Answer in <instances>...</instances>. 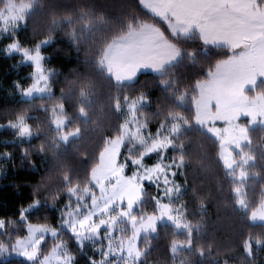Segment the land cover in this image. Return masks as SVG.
I'll return each instance as SVG.
<instances>
[{"label": "trees", "instance_id": "1", "mask_svg": "<svg viewBox=\"0 0 264 264\" xmlns=\"http://www.w3.org/2000/svg\"><path fill=\"white\" fill-rule=\"evenodd\" d=\"M7 1L0 0V10ZM15 1L34 2L14 39L25 49L48 41L41 52L53 93L32 100L20 98L18 89L32 84L33 66L22 63L19 55H7L0 44V124L24 120L34 134L31 140L20 141L11 131L0 132V217L7 220L0 243L8 244L10 237L24 234L19 214L25 205L29 209L38 202L26 215L28 223L58 225L71 191L91 185L106 146L122 136V108L128 101L147 97L139 113L151 131L174 117L188 125L176 139L173 157L184 164L185 190L180 199L192 228L181 232L170 224H159L153 235L139 243L141 263L262 264L264 223H253L251 215L264 199V127L250 129L244 147L253 158L241 182L248 205L245 211L236 195L241 185L220 159V142L195 123L193 99L198 84L231 52L205 43L197 33L174 36L142 0ZM145 24L158 28L180 57L161 73H142L134 82L118 83L101 66L104 53L115 40ZM259 87L264 92V82ZM58 107L69 119L65 131L79 133L67 144L60 141L54 126ZM242 123L249 126L248 120ZM156 199V189L145 184L140 212L135 214H156ZM60 238L68 243L74 264H89V256L70 233L63 232ZM55 243L48 240L41 254H48ZM249 244L252 256L247 253ZM0 264L33 263L10 258Z\"/></svg>", "mask_w": 264, "mask_h": 264}, {"label": "rangeland", "instance_id": "2", "mask_svg": "<svg viewBox=\"0 0 264 264\" xmlns=\"http://www.w3.org/2000/svg\"><path fill=\"white\" fill-rule=\"evenodd\" d=\"M142 3L168 26L174 36L187 37L197 33L205 43L227 48L231 52L230 57L220 62L207 80L198 84V94L193 101L196 125L220 142V159L241 185L248 176V166L253 163V158L244 150L249 143V130L264 127V92L263 87H259L260 82H264V49L256 48L253 51L249 46L250 41H241L242 47L233 46L222 25L236 16L235 6L230 5L225 9L229 13L228 17L221 16L216 11L220 0H142ZM33 8L34 2L8 0L0 10V44H4L6 54L19 55L22 63L33 66L31 86L44 78L43 83L37 84V87L27 88L30 91L18 89L19 97L24 100L50 96L53 93L49 85V72L45 67L46 57L41 52L48 41L27 49V53H21L20 44L14 39L15 33L25 26L26 16ZM209 23L221 26L211 31L206 27ZM237 31L243 34L245 30ZM13 44L16 45L15 48L12 47ZM37 51L42 55V72L35 70L34 61L29 58L30 54ZM179 57L180 51L158 28L145 24L115 40L106 49L101 66L118 83H131L142 73H161L166 67L175 64ZM147 103V97L127 102L122 108V136L106 146L98 167L92 172L91 185L86 189H74L70 193L72 214L64 208L55 233L52 231L53 227L35 233V241L44 237L41 251L48 240L56 241L53 249L46 255L41 254L32 261H27L19 254L17 247L20 238L27 240L31 236V232L24 231L16 239L10 237L8 244L0 243V260L21 258L33 264H42L43 256H48L51 264H60L55 259L59 254L71 257L68 264H74L68 243L60 238L61 233L68 232L85 254L97 257V264H101L105 251L108 252V258L103 264H142L143 252L139 249V243L144 236L153 235L159 224H170L181 232L191 231L185 204L180 199L185 190L181 182L184 164L173 157V152L177 149L176 139L188 125L183 118L174 117L162 124L157 131H151L139 113L140 108ZM243 120H248V127L242 123ZM68 121L65 110L62 107L56 108L54 126L60 131V141L65 144L79 136L78 132L65 131ZM22 124L27 125L24 120L0 124V132L8 130L15 133L18 140L29 141L34 134L27 125L28 133L21 135ZM157 164L163 167V172L159 169L153 171ZM145 184L157 191V213L136 215V212H140ZM124 185L131 186V196L122 192ZM244 188L241 185L236 195L238 205L246 211L248 205ZM105 196L109 198L104 199ZM94 199L98 202L96 206L100 203L110 204L106 213L94 217V223L98 224L101 219H105L107 223L101 226L99 234L91 231L74 234L72 227L78 228L77 221L95 211ZM164 204L169 206L170 214H163ZM36 207L33 205L26 209L27 214ZM149 216H155L156 219L154 223L144 226ZM21 221L25 229L30 227L26 216ZM251 221L255 224L264 223V199L252 213ZM5 227L0 226V231L5 233ZM133 244L135 249L130 254ZM33 246L34 244H29V248ZM252 249L250 244L247 245V253L251 256Z\"/></svg>", "mask_w": 264, "mask_h": 264}, {"label": "snow or ice", "instance_id": "3", "mask_svg": "<svg viewBox=\"0 0 264 264\" xmlns=\"http://www.w3.org/2000/svg\"><path fill=\"white\" fill-rule=\"evenodd\" d=\"M235 6V12L236 16L226 21L222 27L225 29L226 36L228 39H230L233 43V46L235 47H242L241 41L248 42L250 41L251 44L249 45L252 50L254 51L256 48L264 49V0H220L219 6L217 7V14L228 17L229 13L225 12V9H228L229 6ZM221 25H218L217 23H209L206 25V27L211 30L215 31L218 27ZM237 29L245 30L243 34H241ZM13 48L16 47L15 44L12 45ZM27 49L21 48V53H27ZM29 58L34 61V67L37 72H42V55L39 51H37L35 54H30ZM43 79L36 81L31 87L35 88L37 87V84H42ZM31 89H26V91H30ZM29 128L27 125H21L20 127V133L21 135H24L28 133ZM156 169H159L160 172H163L164 169L160 164H157L153 171L155 172ZM175 173H173V176ZM151 179V177H148ZM166 182V181H165ZM122 192L124 194H127L131 196V186L130 185H124L122 188ZM111 194H109L110 196ZM109 196H105L104 199H108ZM97 201L93 200V205L95 206V211L90 212L88 215H86L83 219H79L77 221L78 228L72 227V231L74 234L79 235L82 234L85 231H91L94 233L99 234V230L101 226H103L107 221L105 219H101L99 223H94V217L96 215H99L100 213H106L108 211V208L110 207V204L100 203L98 206ZM34 206L38 207V202L34 204ZM22 208L27 209V206H22ZM65 210L69 214L71 213V204L68 203L64 206ZM164 212L163 214H170V208L167 204L163 205ZM79 209V206H77V210ZM20 217L23 218L27 215V211H21ZM60 217H58L59 219ZM174 218V217H170ZM156 217L155 216H149L148 220L144 222V226H148L150 223H154ZM70 223H72L70 221ZM30 227L25 229L26 233L31 232V236L25 240L24 238H20L17 242V247L19 249V254L24 257L27 261H32L38 256H41V242L44 240V237H41L39 241H35V233L37 231H42L47 229V224L44 223H38L35 225H32L30 222ZM7 220L3 217H0V226H6ZM59 225H54L52 228L53 233L56 232V229ZM29 244H34L32 248H29ZM79 244V242H78ZM135 249V245H131L130 247V254L131 251ZM108 258V252L105 251L103 253V256L101 257V264H103V261ZM55 259L60 262V264H68L71 257L67 256H60L59 254L56 255ZM42 264H51L48 256H43ZM89 264H97V257L92 256L89 257Z\"/></svg>", "mask_w": 264, "mask_h": 264}]
</instances>
